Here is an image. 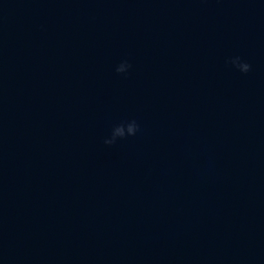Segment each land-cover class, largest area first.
Returning <instances> with one entry per match:
<instances>
[{"label":"water","instance_id":"water-1","mask_svg":"<svg viewBox=\"0 0 264 264\" xmlns=\"http://www.w3.org/2000/svg\"><path fill=\"white\" fill-rule=\"evenodd\" d=\"M0 264H264V0H0Z\"/></svg>","mask_w":264,"mask_h":264},{"label":"clouds","instance_id":"clouds-1","mask_svg":"<svg viewBox=\"0 0 264 264\" xmlns=\"http://www.w3.org/2000/svg\"><path fill=\"white\" fill-rule=\"evenodd\" d=\"M226 63L230 64L232 68L242 74H246L250 71V64L245 60H242L240 56H232L228 58ZM131 65L126 59H122L118 64L115 65L114 71L117 74H126L130 69ZM126 128V132H122L121 129ZM140 131V125L135 119L128 120L125 124L119 126L112 136L103 139L105 145H112L118 141L124 140L129 137H134Z\"/></svg>","mask_w":264,"mask_h":264}]
</instances>
